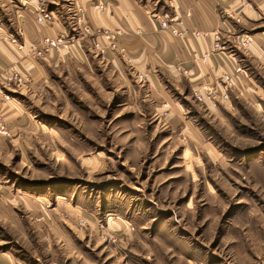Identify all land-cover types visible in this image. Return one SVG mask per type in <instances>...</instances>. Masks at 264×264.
<instances>
[{
    "label": "rangeland",
    "instance_id": "obj_1",
    "mask_svg": "<svg viewBox=\"0 0 264 264\" xmlns=\"http://www.w3.org/2000/svg\"><path fill=\"white\" fill-rule=\"evenodd\" d=\"M30 1L49 12L70 0H0L8 33L18 37L11 25ZM240 65L253 85L230 92L227 104L188 101L191 125L174 130L176 149L146 141L154 147L136 164L104 108L97 134L90 123L78 128L89 108H74L72 92L58 100L57 86L69 83L57 71L49 109L19 73L0 84L3 100L48 124L43 140L36 130L14 141L0 112L9 131L0 136V264H264V64Z\"/></svg>",
    "mask_w": 264,
    "mask_h": 264
},
{
    "label": "crops",
    "instance_id": "obj_2",
    "mask_svg": "<svg viewBox=\"0 0 264 264\" xmlns=\"http://www.w3.org/2000/svg\"><path fill=\"white\" fill-rule=\"evenodd\" d=\"M157 1L70 0L67 5L62 3L60 9H48L56 20L42 26L34 22L39 8H33L35 2L30 1L25 10L27 15L18 21L21 28L17 23L11 25L14 30L18 27L16 32L17 29L22 31L20 35L16 33L18 37L0 25V84H8V79L19 73L22 79L30 81L32 97L41 99L44 108L49 109L45 103L52 98L50 90L55 86L50 84L51 72L57 71L69 83L67 87L57 86L58 100L72 92L74 108L80 109L82 102L89 108L90 119L82 122L79 116V129L90 123L94 135L97 134V110L104 108L107 111L105 121L111 125L109 130L114 141L121 145L123 156L133 164H136L139 152L148 154L154 147L145 146L146 141L155 142L156 149L161 151L175 150L178 135L174 130L179 125L184 129L191 125L185 114L188 101L208 108L229 103L218 100L198 102L192 96L195 88H200L201 84H217L227 63L240 64L245 60L264 64V0H159L160 4L156 6ZM80 13L91 30L90 35H84L74 26ZM163 19L183 32L186 38L182 40L161 30L159 22ZM117 30L123 33L117 40L118 50L99 56L93 44L108 46L109 41L100 34ZM193 33L208 37L195 38ZM213 33L220 36L221 52H210ZM240 35L252 38L253 43L247 50L233 49ZM59 36L69 39L71 47L68 50L51 52L44 59L34 57L31 50L39 48L43 38ZM205 53L210 55L202 62ZM241 54L244 56L240 57ZM249 85H253L252 79L248 73L242 74L229 94L245 91ZM49 111L42 113L49 115ZM0 112L12 124L14 141L28 140L29 134L36 130L43 140L48 124L35 121L16 103L3 100L1 93ZM36 123L40 127L35 126ZM150 125H153L152 131L159 129V132L137 131L139 126ZM114 146L120 149L118 144ZM150 171L155 170L150 166ZM27 203L23 202V205L30 206Z\"/></svg>",
    "mask_w": 264,
    "mask_h": 264
},
{
    "label": "built area",
    "instance_id": "obj_3",
    "mask_svg": "<svg viewBox=\"0 0 264 264\" xmlns=\"http://www.w3.org/2000/svg\"><path fill=\"white\" fill-rule=\"evenodd\" d=\"M34 22L39 25H50L54 22V17L51 13L45 12L43 10H39L35 17ZM75 27H79L84 35H90L91 30L89 26L86 24L84 15L80 13L74 22ZM159 26L161 30L169 31L173 36L181 38L184 40L186 38L185 34L181 32L179 29L173 28L168 20H161L159 22ZM19 35L21 31H18ZM139 34L140 32L137 31ZM99 34V33H97ZM122 32L117 30L113 33L104 32L100 35L104 36L105 39L109 41L108 46H101L99 43H94L93 48L98 53L99 56L106 55L107 52H115L118 50L117 40L120 36H122ZM195 38H207V34H198L193 33ZM213 44L211 48V53L221 52L223 47L220 43V36L218 33H213ZM14 43L15 40L13 39ZM253 43L252 38L249 35H240L235 40V45L238 48L247 50L249 46ZM71 47V43L69 39L65 36H59L55 38L45 37L41 41L40 47L37 49H32V53L35 58L44 59L51 52H61L63 50H68ZM210 53H205L201 57L202 62H206ZM227 67L221 72L219 77V82L213 85L201 84L200 88H195L192 92L193 99L198 102H203L204 100L214 101L218 100L220 102L229 101V91L233 89L238 81V77L244 74V70L242 66L237 63H227ZM1 93V92H0ZM9 131L5 124V120L0 113V136H8Z\"/></svg>",
    "mask_w": 264,
    "mask_h": 264
}]
</instances>
